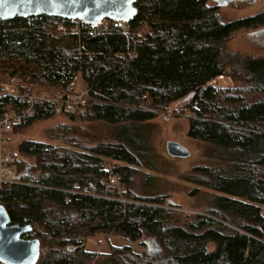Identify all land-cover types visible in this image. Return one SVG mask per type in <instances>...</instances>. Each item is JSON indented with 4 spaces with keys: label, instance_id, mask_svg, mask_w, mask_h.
Masks as SVG:
<instances>
[{
    "label": "trees",
    "instance_id": "1",
    "mask_svg": "<svg viewBox=\"0 0 264 264\" xmlns=\"http://www.w3.org/2000/svg\"><path fill=\"white\" fill-rule=\"evenodd\" d=\"M135 6L131 22L81 23L77 32L76 21L49 16L0 20V75L21 77L29 93L80 84L90 99L84 119L122 126L114 144L21 141L13 152L24 184L3 185L0 204L12 224L35 229L27 238L40 241L37 264H264V55L226 51L235 34L264 28V12L226 23L209 0ZM51 109L41 101L12 133L51 120ZM162 114L187 117L188 136L219 150L217 167L188 174L212 191L206 214L180 215L163 208L175 206L166 196L134 189L144 157L124 133ZM111 161L122 196L103 185ZM91 186L99 197L71 193ZM99 237L109 252L88 247ZM150 245L153 254L135 251Z\"/></svg>",
    "mask_w": 264,
    "mask_h": 264
},
{
    "label": "rangeland",
    "instance_id": "2",
    "mask_svg": "<svg viewBox=\"0 0 264 264\" xmlns=\"http://www.w3.org/2000/svg\"><path fill=\"white\" fill-rule=\"evenodd\" d=\"M217 1L220 0H210V3L216 6L215 2ZM229 2L230 0L223 6H221L222 4L217 5L220 18L226 23L264 12V0L244 4ZM125 27L126 25H124ZM251 32L252 30H248L235 34L226 44V51L231 55L241 57L264 55V45L259 43V41L264 43V37L250 36L249 33ZM7 77V74L0 75V81H5ZM219 83L226 87L230 81L224 78L220 79ZM121 128L122 126H112L106 122H90L84 117L73 121L67 116L53 115L51 120L36 122L25 131L17 134L11 132L2 135L0 140L4 144V149L10 152L15 151L17 144L24 140L48 142L66 147H76L75 141L82 145H93L99 142L114 144L121 140ZM188 132L187 117L162 114L153 121L133 125L124 135L138 141L137 146L144 157L142 160L144 167L140 169V175L135 176L134 189L145 195L166 196L167 201H172L175 206H163V208L170 209L180 215L194 217L195 215L206 214L209 205L208 194L212 191L193 182L188 178V174L194 168L201 166L217 167L221 155L214 146L190 138ZM170 142L184 146L190 152V156L185 159L171 157L167 151V145ZM77 147L82 146L78 145ZM116 165L118 163L109 162L110 171ZM110 189L122 196L125 188L122 186L121 188L111 187ZM121 201L126 202L125 199H121ZM262 208L264 212V206ZM33 234L36 232L31 233V235ZM108 241H111L114 246H122L125 243L118 238H110ZM150 246L144 250L137 247L135 251L137 253L145 251L151 254L155 253L152 249L153 246ZM88 247L98 253L109 252V246L102 237L89 239Z\"/></svg>",
    "mask_w": 264,
    "mask_h": 264
},
{
    "label": "water",
    "instance_id": "3",
    "mask_svg": "<svg viewBox=\"0 0 264 264\" xmlns=\"http://www.w3.org/2000/svg\"><path fill=\"white\" fill-rule=\"evenodd\" d=\"M136 0H0V20L16 17L49 16L82 21L99 26L105 21L131 22L138 14ZM264 34V29L260 31ZM167 151L173 158L185 159L190 152L181 144L170 142ZM32 226L12 224L6 208L0 204V263L37 264L39 239L27 238Z\"/></svg>",
    "mask_w": 264,
    "mask_h": 264
},
{
    "label": "built area",
    "instance_id": "4",
    "mask_svg": "<svg viewBox=\"0 0 264 264\" xmlns=\"http://www.w3.org/2000/svg\"><path fill=\"white\" fill-rule=\"evenodd\" d=\"M106 22V21H105ZM82 21H76L75 26L71 29L72 32H77ZM104 23V22H103ZM122 23V22H120ZM86 24V23H85ZM59 30L68 31L63 24L59 25ZM128 29V25L124 30ZM132 58H136L137 54L132 53ZM0 99H7L4 106L3 114L0 117V137L2 135L10 134L16 125H21L28 118L35 114L36 106L41 101H50L52 103L51 112L57 116L72 115L83 118L86 114L87 104L89 102L88 91L83 89L79 84H72L60 94H55L52 90L48 92L45 90H36L34 93L28 92V86L24 80L19 77L8 76L5 81H0ZM16 154L14 152L6 151L4 144L0 140V190L3 185L10 184H24L21 182L20 177L16 170ZM36 178H34L35 180ZM30 185V184H27ZM103 185L108 187L121 188V179L118 173L111 171L108 180L103 181ZM120 190V189H118ZM72 194H81L92 197H99L97 187H86L83 191L75 190ZM35 233V229L32 228Z\"/></svg>",
    "mask_w": 264,
    "mask_h": 264
},
{
    "label": "flooded vegetation",
    "instance_id": "5",
    "mask_svg": "<svg viewBox=\"0 0 264 264\" xmlns=\"http://www.w3.org/2000/svg\"><path fill=\"white\" fill-rule=\"evenodd\" d=\"M210 1V0H209ZM229 0H220V1H217L215 2L216 3V6L218 4H222L221 6H223L224 3H227ZM256 0H230L229 3H235V4H238V3H241V4H244V3H251V2H254ZM264 28L262 29H259V30H256V31H252L250 34V36H263L264 37V34H261L260 31L263 30ZM259 43H262L264 45L263 42L259 41Z\"/></svg>",
    "mask_w": 264,
    "mask_h": 264
},
{
    "label": "bare ground",
    "instance_id": "6",
    "mask_svg": "<svg viewBox=\"0 0 264 264\" xmlns=\"http://www.w3.org/2000/svg\"><path fill=\"white\" fill-rule=\"evenodd\" d=\"M99 196V195H98Z\"/></svg>",
    "mask_w": 264,
    "mask_h": 264
}]
</instances>
